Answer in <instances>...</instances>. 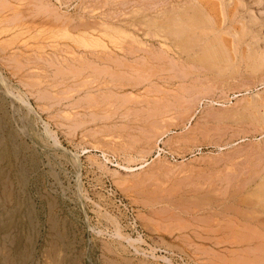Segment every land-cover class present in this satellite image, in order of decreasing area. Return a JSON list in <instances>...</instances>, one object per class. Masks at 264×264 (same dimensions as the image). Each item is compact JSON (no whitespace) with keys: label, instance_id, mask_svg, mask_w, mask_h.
I'll return each mask as SVG.
<instances>
[{"label":"rangeland","instance_id":"1","mask_svg":"<svg viewBox=\"0 0 264 264\" xmlns=\"http://www.w3.org/2000/svg\"><path fill=\"white\" fill-rule=\"evenodd\" d=\"M254 1L0 0V264H264ZM189 9L230 71L167 32Z\"/></svg>","mask_w":264,"mask_h":264},{"label":"bare ground","instance_id":"2","mask_svg":"<svg viewBox=\"0 0 264 264\" xmlns=\"http://www.w3.org/2000/svg\"><path fill=\"white\" fill-rule=\"evenodd\" d=\"M256 1V0H255ZM254 1V2H255ZM259 1H261V0H259ZM195 2V1H194ZM198 5H200V4H198ZM196 7V6H195ZM13 10V9H12ZM16 10V9H15ZM191 9H189V11H190ZM192 10L194 11V9L192 8ZM199 10V9H198ZM204 10V9H203ZM17 11V10H16ZM186 12H187V10H186ZM190 12H192V11H190ZM189 12V13H190ZM183 13V12H182ZM193 13V14H192ZM190 15L189 14H187V13H184V14H181V15H179V14H177V15H175V16H173V17H169L168 18V22H167V25H168V33L169 34H171L172 35V37L174 36V38L175 39H179L180 40V42L182 43V47H185L186 48V46H187V43L188 42H192L194 45H197L198 46V44L201 42L202 43V46H201V50L198 52V53H195L196 54V59L200 62V63H202V64H204V65H206V66H208L207 68L209 69V70H212V69H214V70H219V71H224V70H226V69H228V67H229V63H228V56H229V51H227V50H225L222 46H219V45H217V47L215 46H213V44L214 43H212L211 41H207V36H208V34H210V31H211V28H210V24H209V20L205 17V15L203 16L202 15V13L200 14L199 12H196V13H194V12H192ZM206 13V12H205ZM209 14V13H208ZM13 15V14H12ZM2 17L3 18H5V19H7V16L5 17V16H3L2 15ZM1 17V14H0V18H2ZM9 17V16H8ZM2 18V19H3ZM11 18H12V16H11ZM262 18V17H261ZM210 19V18H209ZM1 20V19H0ZM9 20V19H8ZM250 21V25H248L249 27H253V26H255L256 24H260V26L261 25H264V18H262V19H260L259 21H257V20H255L254 18H252L251 17V19L249 20ZM13 22V21H12ZM247 22V21H246ZM245 22V23H246ZM212 23V22H211ZM21 24V23H20ZM165 24V23H164ZM213 24V23H212ZM16 26H18V25H16ZM15 26V27H16ZM9 27H11V26H9ZM9 27H6L5 29H4V32H6V31H8L10 28ZM87 27V26H86ZM90 27V26H89ZM244 27V26H243ZM262 27V26H261ZM23 28V27H22ZM63 28V27H62ZM79 28V27H78ZM247 28V27H246ZM83 29V28H82ZM217 29V28H216ZM254 29V28H253ZM257 29H258V27H257ZM12 30V29H11ZM26 30V29H25ZM88 30V29H87ZM2 31V30H1ZM24 31V30H23ZM99 31V30H98ZM104 31V30H103ZM103 31H102V33H103ZM219 31V30H218ZM3 32V31H2ZM55 31H53V32H50L51 34L52 33H54ZM240 32V31H239ZM252 32V31H251ZM254 32V31H253ZM7 33V32H6ZM55 33H62V34H67V30L65 29V28H63V29H60V30H58L57 32H55ZM80 33H81V31H80ZM87 33V32H86ZM94 32H92V34H93ZM255 33V32H254ZM258 33V32H257ZM81 34H83V32L81 33ZM89 34V33H88ZM87 34V35H88ZM98 34V33H97ZM120 34V33H119ZM239 34V33H238ZM249 34V33H248ZM251 34V33H250ZM17 36V35H16ZM53 36V35H52ZM83 36V35H82ZM82 36H78L80 39H82L83 41H85V36L84 37H82ZM91 36V35H90ZM99 36H100V38H101V35L99 34ZM82 37V38H81ZM91 37H93V36H91ZM118 37V36H117ZM231 37V36H230ZM259 37V36H258ZM7 38V37H6ZM5 38V39H6ZM48 38H49V36H48ZM77 38V37H76ZM97 38V37H96ZM250 38H251V36H250ZM8 39V38H7ZM10 39V38H9ZM8 39V40H9ZM14 39V38H13ZM16 39V38H15ZM209 39V38H208ZM212 39V38H211ZM223 39V38H222ZM235 39V36H234V38H233V40ZM248 39V38H247ZM79 40V39H78ZM86 40H88V39H86ZM89 40H90V38H89ZM93 40V39H92ZM105 40V39H104ZM114 40V39H113ZM216 40V39H215ZM258 40V39H257ZM4 41V40H3ZM2 41V43L1 44H7V43H10L9 41H7V42H3ZM103 41V40H102ZM114 41H117V40H114ZM219 40H217V42H218ZM223 41V40H222ZM89 42H91V40L89 41ZM179 42V43H180ZM12 43V42H11ZM82 43V42H81ZM99 43V42H98ZM219 43V42H218ZM232 43V42H231ZM241 43V42H240ZM85 44V43H84ZM83 44V46H86V45H84ZM86 44H87V42H86ZM89 44H91V43H89ZM110 44H111V41H110ZM177 44V43H176ZM189 44V43H188ZM247 45L249 44V43H246ZM257 44H258V42H257ZM261 44V43H260ZM96 45H98V44H96ZM104 45H106V44H104ZM193 45V46H194ZM215 45V44H214ZM259 45V44H258ZM33 47L35 46V45H32ZM41 46V45H40ZM39 46V47H40ZM52 46H54V45H52ZM89 46H91V45H89ZM88 46V47H89ZM99 46V45H98ZM191 46V45H190ZM226 46H228V45H226ZM251 46V45H250ZM32 47V48H33ZM107 47V46H106ZM124 47V46H123ZM188 47V46H187ZM232 47V46H231ZM241 47V46H240ZM252 47V46H251ZM262 47V46H261ZM260 47V48H261ZM30 48V47H29ZM84 48V47H83ZM93 48H95V47H93ZM120 48V47H119ZM196 48V47H195ZM258 48V47H257ZM263 48V47H262ZM193 49V48H192ZM198 48H196L195 50H197ZM232 49V48H231ZM247 49V48H246ZM75 50V49H74ZM88 50V49H87ZM97 50V49H96ZM185 50V49H184ZM199 50V49H198ZM254 50V49H253ZM261 50V49H260ZM263 50V49H262ZM182 51V50H181ZM249 51V50H248ZM196 52V51H195ZM229 54H228V53ZM239 53H240V51H238ZM191 53V52H190ZM239 55V54H238ZM245 55V54H244ZM247 55V54H246ZM125 56V55H124ZM150 57V56H149ZM234 57H236V56H234ZM241 59V58H240ZM247 59V61L249 62V63H247V68H248V66H249V69L251 70L252 69V71L254 70V71H257V70H259V69H261V67H262V65L264 64V52H262V51H259V50H254L253 51V53L250 55V56H248V58H246ZM249 59V60H248ZM197 60H195V61H197ZM235 60V59H234ZM243 61V60H242ZM246 61V60H245ZM249 64V65H248ZM232 65V64H231ZM233 67V66H232ZM229 70V69H228ZM236 70V69H235ZM230 71V70H229ZM251 71V72H252ZM253 71V72H254ZM221 72V73H222ZM224 73V72H223ZM224 75V74H223ZM260 177V176H259ZM263 182V183H262ZM262 182H261V185H259L260 186V188H259V190L260 191H258V195L256 196V199H257V201H256V204H260V205H262V207L264 208V181L262 180ZM259 183V182H258ZM249 199V198H248ZM251 202V201H250ZM255 203V201L253 202V204ZM256 204H254V205H256ZM257 206V205H256ZM255 209V208H254ZM258 209V208H257ZM262 210V209H261ZM253 212V211H252ZM258 212V211H257ZM262 212V211H261ZM264 215V214H263ZM256 216V215H255ZM115 222V221H114ZM127 239H129V238H127ZM130 239H132V238H130ZM139 239H140V237H139ZM135 240H137V239H135ZM130 241V240H129ZM132 241V240H131ZM133 242V241H132ZM55 251V250H54ZM56 254V253H55ZM57 255V254H56Z\"/></svg>","mask_w":264,"mask_h":264},{"label":"built area","instance_id":"3","mask_svg":"<svg viewBox=\"0 0 264 264\" xmlns=\"http://www.w3.org/2000/svg\"><path fill=\"white\" fill-rule=\"evenodd\" d=\"M125 211L128 212V217L130 218L131 225L134 224L133 217H132V213L129 212L126 207H125Z\"/></svg>","mask_w":264,"mask_h":264}]
</instances>
